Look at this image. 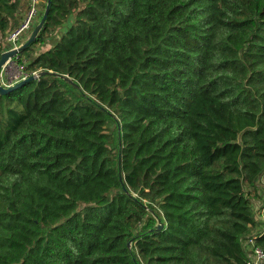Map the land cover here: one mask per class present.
<instances>
[{
    "label": "trees",
    "instance_id": "16d2710c",
    "mask_svg": "<svg viewBox=\"0 0 264 264\" xmlns=\"http://www.w3.org/2000/svg\"><path fill=\"white\" fill-rule=\"evenodd\" d=\"M16 60L45 73L0 93V264L264 253V0H49Z\"/></svg>",
    "mask_w": 264,
    "mask_h": 264
},
{
    "label": "built area",
    "instance_id": "2783aa9c",
    "mask_svg": "<svg viewBox=\"0 0 264 264\" xmlns=\"http://www.w3.org/2000/svg\"><path fill=\"white\" fill-rule=\"evenodd\" d=\"M39 0H30V8L26 12V15L22 18L19 24L8 31L5 41H4V49H12L18 47L26 38V34L29 31V28L34 24V16L36 14V4ZM17 54L10 57L1 67L0 69V79L4 82V78H8L6 76V71L9 66L14 64L16 68H18V77L15 79H9V81L5 84V86L14 84L17 81H20L28 76V73L23 69V65L17 62ZM32 73H37V71H33ZM259 217L264 220V208L260 210ZM243 247L247 254V260L241 264H264V253L262 250L253 244V240L248 236L242 240Z\"/></svg>",
    "mask_w": 264,
    "mask_h": 264
},
{
    "label": "water",
    "instance_id": "95a60500",
    "mask_svg": "<svg viewBox=\"0 0 264 264\" xmlns=\"http://www.w3.org/2000/svg\"><path fill=\"white\" fill-rule=\"evenodd\" d=\"M48 8H49V0L46 1V5L45 8L43 10L42 16L40 18V20L36 23V25L33 27L32 31L30 32V34L28 35L27 39H25L18 47L16 48H12V49H5L0 53V69L2 67V65L12 56H14L15 54H17L23 47H25L27 44H29L31 41H33L38 33L39 30L41 29V27L43 26L45 20H46V16H47V12H48ZM45 73V71L42 72H37V73H31L29 74L27 77H25L24 79L15 82L14 84L8 85V86H2L0 83V93L3 92H7L9 90H12L18 86H21L22 84H24L27 80L29 79H34L36 78L38 75ZM162 226L161 222L158 220L157 226L156 228H160Z\"/></svg>",
    "mask_w": 264,
    "mask_h": 264
},
{
    "label": "rangeland",
    "instance_id": "374dc122",
    "mask_svg": "<svg viewBox=\"0 0 264 264\" xmlns=\"http://www.w3.org/2000/svg\"><path fill=\"white\" fill-rule=\"evenodd\" d=\"M30 4H31L30 0H25V3L19 9L18 13H19V16H20V21L26 15V12L30 8ZM35 6H36V14H35V16L33 18L34 19V24H33V26H31V28H29V31L26 34L27 37L30 34V32L32 31L33 27L36 25V23L40 20V18L42 16V13H43V10H44L43 0H39ZM61 30H62V28H61ZM54 38L55 37L52 34H49L48 36H46L44 43H42V45L39 46V49H43V48H46V47L51 46L52 45V41H53ZM6 72H7L6 73V76L9 77V79H12V80L19 76L18 75V68H16V66L14 64H12L11 66H9L7 68V71ZM9 79L5 77L4 78V82H2L1 79H0L1 85L2 86H5V84L9 81ZM261 206L262 205H261V203L259 201H257V202L255 201L254 202L253 209L255 211V217L257 219H261L259 217V215H260L259 213H260V210H261Z\"/></svg>",
    "mask_w": 264,
    "mask_h": 264
}]
</instances>
